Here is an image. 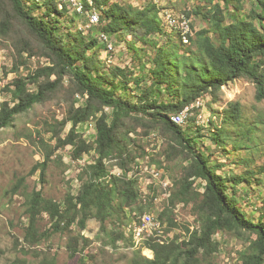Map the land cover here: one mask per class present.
Wrapping results in <instances>:
<instances>
[{
  "label": "trees",
  "instance_id": "trees-1",
  "mask_svg": "<svg viewBox=\"0 0 264 264\" xmlns=\"http://www.w3.org/2000/svg\"><path fill=\"white\" fill-rule=\"evenodd\" d=\"M58 1L44 0L40 5L39 0H0V36L13 41L18 58L23 60L27 54L51 62V66L40 68L27 77L19 76L9 84L7 89L12 99L0 106V134L13 127L18 116L52 99L62 88L65 77H69L74 84L70 94L81 96L83 103H73L60 123L61 133L71 125L66 137L56 136L55 146L42 142L44 161L37 164L31 174L40 171V180L45 183L53 157L63 160L62 155H57L62 149L70 147L73 160L93 151L96 154L94 163L78 175L77 193L68 192L63 202L46 197L42 189L34 190L28 197L29 224L21 246L23 253L40 258L39 264H58L56 257L39 252L38 248L54 236L62 235L67 236L70 258L78 259L81 264H91L98 256L86 253L93 241L82 232L92 219L100 223L102 233H107L114 251H118L122 243L134 248L133 236L127 234L125 226L137 221L150 205H139V176L116 177L107 165H117L118 170L126 174L133 172L136 162L145 159L147 154L139 139L158 132L166 139L163 151L166 160L169 163L180 161L181 174L174 179L169 205L157 219L162 225L168 221L172 228L177 227L173 207L183 204L191 208L198 226L185 227L184 236H175L170 241L156 237L147 240L143 248L151 250L154 257L144 256L142 248L134 253L130 264H213L220 252V234L245 241V250L239 252L241 264H264V198L261 216L256 222L243 210L237 197V187L253 183L257 173L248 167L245 173L236 175L227 162L213 164L212 155L197 144L198 139L204 137L200 135L204 129L197 126V135L189 125L173 121L174 115L188 107L195 109L207 94L218 99L225 86L240 79L254 83L256 100H264V0H206L205 6L192 10L207 25L194 32L191 24L193 35H188V44L197 46L206 64L186 66L183 61L185 82L181 92L175 88L172 70H179L183 62L179 61L180 57L174 60L172 50L157 49L151 61V81L145 86L147 76L135 77L128 67L104 68L98 52L90 55L99 40L87 41L80 31H65L62 18L68 7L61 2L63 8L60 9ZM123 1L82 0L83 12L76 14L86 15L98 10L97 29L110 38L139 29L144 31L145 35L140 38L144 41L147 37L167 33L157 4L139 8ZM246 2H250L252 8L244 18L240 14ZM181 14L188 19L192 15L187 11ZM172 31H176L181 45L187 46L181 31L174 28ZM105 47L109 51L108 46ZM172 60L174 65H171ZM178 74L181 72L177 71ZM53 76L57 77L55 81L51 80ZM130 83L137 94L134 98L121 97V89L125 85L128 90ZM33 85L37 86L34 90ZM162 89L172 97L181 95V99L164 100ZM212 112L226 125H241L242 104L238 101L230 102L223 114L213 109ZM92 119L94 140L88 142L78 128ZM210 127L214 133L212 141L218 149L226 150L228 136L224 127L215 121H211ZM246 165H250L249 160ZM258 174H264V167ZM24 189L25 178H20L11 191L17 195ZM127 207H130L129 215ZM45 215L50 218V226L42 232L38 226ZM100 253L106 255L108 251L102 248Z\"/></svg>",
  "mask_w": 264,
  "mask_h": 264
},
{
  "label": "rangeland",
  "instance_id": "rangeland-1",
  "mask_svg": "<svg viewBox=\"0 0 264 264\" xmlns=\"http://www.w3.org/2000/svg\"><path fill=\"white\" fill-rule=\"evenodd\" d=\"M61 2L66 3L68 7L67 13L62 18L65 31L71 30L75 33L80 31L87 41L91 39L99 40L98 46L90 52V55L98 52V58L104 68L128 67L135 77L147 76L145 86L150 84V70L153 67L151 61L156 56L158 48L172 50L174 60L176 61L180 57L179 61H184L186 66L191 63L195 65L194 67L206 64L205 60L201 58L197 46L188 44L190 40L185 41L184 32L181 31V28L177 27L176 24L174 26L168 25L166 22L168 15H175L180 20L181 13L187 11L192 14L190 20L194 32L202 30L207 24L201 18H197L192 10H195L197 6H205L206 0H124V4L139 8H144L150 3L157 4L161 8L160 18L163 20L167 33L147 37L145 39L147 41H144L140 39L145 35L141 29L133 33L125 32L111 38L112 45L109 51L105 47L107 43L102 42L100 39V35L102 36L104 33L101 34V31L97 29L99 22L91 29L85 28V25L90 22V13L77 15V6L70 0L58 1L60 9L63 8L60 5ZM39 3L42 5L44 0H39ZM77 4L82 8V13V0H77ZM251 8V3L246 2L245 10L240 15L246 18ZM95 13L100 16L99 11L96 9L92 11V14L95 15ZM236 15L238 16L237 13ZM72 19L75 22H72ZM172 28L181 31L183 42L187 46L181 45L176 31H172ZM21 61H25V63H21ZM175 61L172 60L171 65H174ZM184 62L179 64V70H177L181 72V75H176L177 71L172 70L176 80L175 88L179 92L182 91L181 87L184 86L185 82L182 71ZM47 66H51V62L40 56L30 57L26 54L23 60L18 58L13 41L0 36V106L6 101H11L12 93L7 88L15 78L19 76L27 77L40 68ZM56 78L53 76L51 80L55 81ZM73 86L71 79L65 77L62 88L52 99L43 104H37L28 113L18 116L13 127L4 129L0 134V264H39L40 258H36L30 252V254H25L21 250V246L24 245L25 228L29 224L26 213L28 197L34 190L42 189L46 197L63 202L68 192L77 193L78 175L94 163L96 154L94 151L89 155L85 154V160H73L71 158V148L69 147L57 153L58 156H63V160H59L57 156L53 157L47 169L45 183L40 180V171L34 175L31 174L33 168L44 161L45 148L42 142L55 146L57 144L56 136L66 137L71 125L61 133L60 123L67 117L73 103L78 105L83 103L81 96L72 97L70 94ZM36 87V85H33L31 88L34 90ZM124 87L127 88L125 85ZM124 87L119 95L134 98L138 91L133 89V83H130L128 90H125ZM160 93L163 95V99L167 101L181 99V95L172 97L164 89ZM256 93L254 83L247 79L237 80L225 86L216 100L210 94L202 97L196 104V108L190 111L185 123L197 135H199L196 132L197 126L204 129L200 134L204 137L199 138L197 144L200 149H204L212 155L213 164L227 162L229 168L232 167L236 175L245 173L248 167L257 173L252 179L253 183L237 187V197L241 201L243 210L257 222L261 216L260 208L264 198V174H258L264 167V100L258 102ZM233 101L242 104L243 118L241 125H226L221 118H218L212 112L213 109L215 112L223 114L228 104ZM211 121H215L216 124L224 127L228 136L226 150L218 149L212 141L211 136L214 133L210 131L212 129L210 127ZM90 126L94 140L95 122L93 119L81 124L78 128V131L83 134L84 139L88 142H91L89 133L83 128ZM139 142L145 148L147 154L145 159L136 162V170L126 174L121 169L118 170L119 166L117 165L113 166L111 163L107 165L112 174L121 175L118 177H133L134 174L139 176V205H150L148 211L140 215L137 221L125 226L127 234L133 236L136 246L132 248L122 243L120 249L114 251L109 245L110 240L107 233H102L100 223L92 219L88 222L87 229L82 232L83 235L93 241L86 253L93 252L98 256L91 264H130L134 253L142 249L147 240L153 238L146 234H142L141 237L137 235L135 230L141 227L143 223L138 221L143 220L145 216L146 218L151 216L154 222L159 223L158 216L169 205L170 190L174 187V179L181 174V162L169 163L166 160L163 154L166 139L158 132L140 138ZM248 160L250 161L249 166L246 165ZM20 178H25V189L14 195L11 189ZM150 184H156V186L149 187ZM173 208L178 226L172 228L168 221H165L163 231L160 232L161 236L156 238L170 241L175 236H184L186 234L185 227L195 228L198 226L190 207L177 204ZM125 210L129 215L130 207ZM49 226L50 218L45 215L42 217L38 229L43 232ZM218 240L221 243L220 252L214 258L213 264H241L239 252L245 250V241L228 234H220ZM67 242V236L56 235L50 242L42 244L38 250L56 257L58 264H81L78 259L70 258L66 248ZM102 248L108 251L106 255L100 253ZM149 252L151 254H147ZM143 255L150 259L154 257V253L145 248H143Z\"/></svg>",
  "mask_w": 264,
  "mask_h": 264
},
{
  "label": "bare ground",
  "instance_id": "bare-ground-1",
  "mask_svg": "<svg viewBox=\"0 0 264 264\" xmlns=\"http://www.w3.org/2000/svg\"><path fill=\"white\" fill-rule=\"evenodd\" d=\"M81 11H82V8H81ZM94 15V14H93ZM95 15L97 16V22L100 21V16L98 14L95 13ZM166 20V19H165ZM177 20V21H176ZM166 22L168 23V25H175L177 27H180L181 28V31L184 32V39L186 42H188L189 40V37L188 35H191L192 34V31H191V26L187 29V32L185 33V26H184V15L181 14V18L180 20L177 19V16L175 15H168L167 16V20ZM102 37H108L105 33L102 35ZM109 38V37H108ZM106 43V42H105ZM112 45V44H111ZM190 110H192L190 107H188L185 111H184V114L181 116V118L177 117L176 115L173 116V121L179 125H184V123L186 122V119L188 118L189 116V113H190ZM186 124V123H185ZM151 221L154 222L153 218L151 216H149ZM148 218V217H147ZM146 216L143 218V220L147 219ZM155 224H158L157 225H148V223H145L143 222L142 223V226L139 227V228H136V233L138 236H142V234H146L148 235L150 238L151 237H158V236H161L160 232L163 231V225L162 223L159 221V223H156L154 222ZM144 230V231H143ZM141 231V232H139ZM161 240V239H159ZM147 254H151L150 252L147 253Z\"/></svg>",
  "mask_w": 264,
  "mask_h": 264
},
{
  "label": "built area",
  "instance_id": "built-area-1",
  "mask_svg": "<svg viewBox=\"0 0 264 264\" xmlns=\"http://www.w3.org/2000/svg\"><path fill=\"white\" fill-rule=\"evenodd\" d=\"M72 3H74L75 6H77V13H81V8L78 6L77 4V0H70ZM89 14V13H88ZM90 22L89 24L85 25V28L87 29H91L93 26L97 25V19H96V16L92 14V12H90ZM184 26H185V33L187 32V29L191 26V20L188 19L185 15H184ZM100 39L102 40V42H106L107 45H108V48H110L111 44H112V40L111 38H108V37H102L100 36ZM184 114V112H181L180 114H177L176 116L181 118V116ZM83 130H86L88 133H89V138L91 141H93V136L91 135V126L88 127V128H83ZM85 156L84 155L83 157H81L79 160H85ZM117 176H121V175H116ZM126 178L128 176H125ZM152 186H156V184H150L149 187H152ZM138 222H145V223H148V225H157L158 224H155L154 222L151 221L150 217H148L147 219L145 220H139ZM144 231V230H143ZM141 232V231H139Z\"/></svg>",
  "mask_w": 264,
  "mask_h": 264
},
{
  "label": "water",
  "instance_id": "water-1",
  "mask_svg": "<svg viewBox=\"0 0 264 264\" xmlns=\"http://www.w3.org/2000/svg\"><path fill=\"white\" fill-rule=\"evenodd\" d=\"M96 221V219H94Z\"/></svg>",
  "mask_w": 264,
  "mask_h": 264
}]
</instances>
